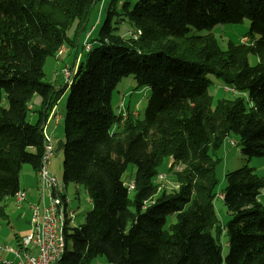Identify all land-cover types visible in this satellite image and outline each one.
I'll list each match as a JSON object with an SVG mask.
<instances>
[{"label":"trees","instance_id":"16d2710c","mask_svg":"<svg viewBox=\"0 0 264 264\" xmlns=\"http://www.w3.org/2000/svg\"><path fill=\"white\" fill-rule=\"evenodd\" d=\"M97 1L0 0V220L8 218L4 201L21 190L23 167L40 170L44 121L70 88L63 181L83 186L92 210L80 228L66 229L67 249L57 264L100 257L108 264H264V177L247 165L228 173L222 200L231 219L225 226L215 210L220 151L231 133L244 156L264 157V0L126 2L123 12L134 29L129 37L109 12L85 52L80 40ZM245 19L252 44L223 50L214 27ZM194 29L209 33L190 35ZM62 48L85 58L56 91L44 81V65ZM209 75L223 81L224 92L241 96L215 103ZM128 76L151 91L143 121L113 110L112 94ZM36 95L42 106L30 123ZM166 160L173 161L169 171L185 166L174 171L178 188L172 192L156 181ZM131 164L137 166L132 197L123 181ZM173 215L176 223L167 227Z\"/></svg>","mask_w":264,"mask_h":264},{"label":"rangeland","instance_id":"374dc122","mask_svg":"<svg viewBox=\"0 0 264 264\" xmlns=\"http://www.w3.org/2000/svg\"><path fill=\"white\" fill-rule=\"evenodd\" d=\"M141 1V0H138ZM129 2L132 6H134L136 0H98L95 4L94 8L91 12V17L88 23L87 32L81 37L79 49L83 50V44L85 41L91 42L95 40L97 37V33L103 26L106 21L109 12H116L114 16L113 23L115 26L119 27L121 33H123L126 37H129V33L134 29L127 24V20L125 18L123 12V5ZM128 12H131V8H127ZM125 18V19H124ZM251 29V24L248 19H245L242 23L232 25V24H217L212 33L215 35L217 40L219 41L220 47L223 50H226L230 43L234 44H252L254 39L250 36L249 32ZM130 31V32H129ZM208 30L198 31L192 30L190 35H205L208 34ZM65 51V50H64ZM74 49L71 50V54ZM64 54V52H63ZM59 57V58H58ZM85 58L84 52L77 56L75 59V52L70 56L68 53L65 56L57 55L56 57H50L45 61L44 65V73L45 79L44 81L50 84H56L64 87L67 83L65 81V75L63 73V69L66 65L64 63L69 64V68L75 71L78 67L79 61H83ZM63 61V62H62ZM250 64L256 65L258 59L254 56H250ZM75 64V65H74ZM69 70L68 68H65ZM70 71V73L73 71ZM59 71V72H58ZM211 81V85L209 88L210 94L214 98V102L216 103L219 99L228 98L234 99L240 97L241 95H233L231 93L224 92V83L221 79L215 77L214 75L208 76ZM70 95V88H67L66 91L60 96L58 103L56 105V109L53 114V120L49 119L47 121L50 122V129L53 131V122L57 120V116L60 119L62 117L59 126L56 128L54 136H48L45 131L46 138L52 139L55 154L51 159V170L52 172L64 183L63 181V148H64V120L67 110V103ZM246 96V95H245ZM151 97V91L146 87H139L137 81L134 76H128L123 78L120 83L117 85L116 89L112 94V106L113 110L116 114H119V111L122 106L121 114L123 118L126 116L132 115L136 119H140L141 121L145 120L146 109L148 105V101ZM31 113L28 116V121L30 123H36L38 121L39 112L42 106V98L38 95L34 96L33 100L30 103ZM34 106V111H32ZM125 114V116H124ZM55 119V120H54ZM48 124V125H49ZM48 125L46 130L48 131ZM121 129V125H117L114 127L113 132H118ZM52 135V133H49ZM235 142L236 146H232L231 142ZM222 156V163L217 168V178L219 181V186L217 189L218 197L215 200V210L217 214V218L219 224L225 226L226 223L231 219V214L223 202L221 195L224 192V188L226 186V175L230 172L236 171L239 168L247 165L252 167L256 174L261 177H264V157H253L249 159L244 156L242 153V149L240 146L239 136L231 133V135L225 140L223 147L220 151ZM168 163V164H167ZM172 162L167 160L165 164L159 169L160 175L164 177L157 178V184L160 186L162 190L167 192H172L177 190L178 184L176 177L174 175V171H183L185 169L184 165H180L179 170L176 168L173 171H169V167ZM167 164V165H166ZM33 170V168L29 165H25L20 174V189L25 188V186H36V175L37 172L32 171V176L27 174V170ZM137 175V166L135 164L129 165L127 171L123 176V181L126 186L133 185L135 183ZM41 179L39 178V182ZM27 184V185H26ZM67 192L68 196L71 200L70 210L73 213V219L70 223V227L72 228H80L82 225L86 223L87 215L92 210V205L89 203V196L84 189L83 186L77 185L75 183L67 184ZM133 196V192L130 195ZM262 200V204L264 205V190L260 198ZM26 202V201H25ZM18 203L14 198H9L4 201V205L7 207L6 211L8 215L11 216L10 226L6 225L3 220H0V225L3 227L4 243L8 244H16V235L18 230L20 232L21 228L25 227V218H27L30 214V211L27 210V203ZM261 202V201H260ZM23 215L22 218L17 220L18 215ZM176 223V216L168 217V225ZM12 226V227H11ZM229 237L226 232L223 233L221 237L220 243L223 247V255L226 256L229 249ZM15 246V245H14ZM91 264H108L104 258H97Z\"/></svg>","mask_w":264,"mask_h":264},{"label":"built area","instance_id":"2783aa9c","mask_svg":"<svg viewBox=\"0 0 264 264\" xmlns=\"http://www.w3.org/2000/svg\"><path fill=\"white\" fill-rule=\"evenodd\" d=\"M86 46H92L88 41L83 44V50ZM71 70L69 67H65ZM63 69L65 75V81L68 83V77L71 75L70 71ZM72 71V70H71ZM226 91L235 93L233 89L226 88ZM52 109V114H54ZM122 111V109H120ZM56 112V111H55ZM58 118V116H57ZM49 156L47 163V173H39L38 175H44L45 186L42 188L40 197V204L38 206H31V219H30V232L21 238L22 248L21 252H14L12 246L3 245L0 246V264H54V258L59 253V219L60 212H66V210H60L58 205L59 193L56 190V175L50 172L51 159L53 157L54 149L51 140L48 138ZM232 146H235V142H231ZM160 177H163L160 175ZM129 191H133L131 185ZM28 193L25 190H21L18 203L27 201ZM69 226L73 219V214L68 213ZM34 228H41L43 231V241L41 243H34V250H27V241H33ZM5 254H11L14 260L5 259Z\"/></svg>","mask_w":264,"mask_h":264},{"label":"bare ground","instance_id":"6f19581e","mask_svg":"<svg viewBox=\"0 0 264 264\" xmlns=\"http://www.w3.org/2000/svg\"><path fill=\"white\" fill-rule=\"evenodd\" d=\"M140 35V31H135L132 36L134 39H136ZM92 46H86L84 48L85 52L91 51ZM65 48H62L59 52L58 55H62L64 52ZM73 71V70H72ZM74 73V71H73ZM73 73L71 72V75L68 77V83L71 82L72 75ZM122 109V106H121ZM119 114H121V111H119ZM125 116V114H124ZM59 120V117L57 118L56 121ZM48 138L45 136V147H44V154L42 158V165L39 170V173H47V163H48V156H49V148H48ZM236 146V145H235ZM180 165L176 167V170H179ZM41 181L39 184V196L42 193V188L45 186V177L44 175H39ZM164 177V176H163ZM57 182H56V190L59 193L58 197V205L60 206V210H66V212H60V219H59V253L56 255L54 258V264H57L64 256L66 249H67V243H66V238H65V232L66 229L69 228V218H68V213L73 214L71 212L70 205H71V200L68 196L67 193V186L65 183H63L57 176H56ZM132 190L134 191L135 187L134 184L131 185ZM133 191H129L130 193ZM21 195V190L16 194L15 200L19 202V197ZM221 198L223 199V196L221 195ZM40 204V197L38 201L31 206H38ZM43 241V231L41 228H34V235H33V241H27V250H34V243H41ZM14 252H21L22 248V240L18 242V246H12Z\"/></svg>","mask_w":264,"mask_h":264},{"label":"crops","instance_id":"0c3cea01","mask_svg":"<svg viewBox=\"0 0 264 264\" xmlns=\"http://www.w3.org/2000/svg\"><path fill=\"white\" fill-rule=\"evenodd\" d=\"M130 32V31H129ZM73 53L75 52V55H76V50H74V51H72ZM68 53H70V56L73 54H71V50H68V49H66L65 51H64V54H62L61 56H65V55H67ZM59 58V57H58ZM63 62V61H62ZM63 65H66L65 67H69V64H66V63H64ZM75 65V64H74ZM64 67V68H65ZM59 72V71H58ZM54 86H55V88H56V91L57 90H59V89H62L63 87L62 86H60V85H56V84H53ZM65 86V85H64ZM34 106H33V109H32V111H34ZM54 110L56 109V107H54L53 108ZM51 114H52V110H49L48 111V117H47V120H48V118L49 119H51V120H53V117L51 116ZM61 116H60V119L58 120V121H54L53 122V131L50 129V122H52V121H44V125H45V131H46V133H48L47 135L48 136H54V134H55V131H56V128L59 126V122H60V120H61ZM55 120V119H54ZM49 124V125H48ZM47 125H48V131L46 130V127H47ZM49 133H52V135H50ZM51 143H52V145H53V142H52V139H51ZM53 149H55L54 148V145H53ZM54 152H55V150H54ZM54 154L55 153H53V156H54ZM53 158V157H52ZM51 166H52V164L50 165V172L52 173V174H54L53 172H52V170H51ZM25 170H27L26 172H27V174L28 175H31L32 176V171L31 170H29V169H25ZM34 172V171H33ZM36 175V181L38 182L37 183V185L36 186H25L24 185V187L25 188H23V189H21V190H26L27 191V193H28V197H27V201L25 202V203H27V210H29L30 211V214H29V216L27 217V218H25V227L22 229L21 228V230H20V232H19V230H18V233H17V235H16V244H8V243H4V240H3V236H4V230H3V227L0 225V246H3V245H10V246H18V242L21 240V238L22 237H24L25 235H27L29 232H30V219H31V205L32 204H34V203H36L37 201H38V199H39V184H40V182H39V175H38V173L37 174H35ZM55 175V174H54ZM27 185V184H26ZM68 193V192H67ZM15 199V198H14ZM260 201H261V203H262V200L260 199ZM89 203L92 205V202H91V200L89 199ZM6 209H7V207L5 206V212L7 213V211H6ZM70 209V208H69ZM7 215H8V213H7ZM22 216L23 215H18L17 216V220H19L20 218H22ZM10 220H11V216L10 215H8V218L5 220V224L6 225H11L10 224ZM12 227V226H11ZM69 228H71L70 226H69ZM4 258L5 259H9V260H14V257L11 255V254H5L4 255Z\"/></svg>","mask_w":264,"mask_h":264}]
</instances>
